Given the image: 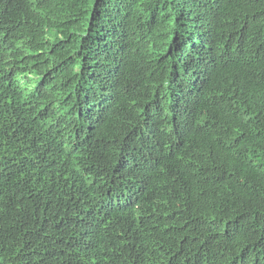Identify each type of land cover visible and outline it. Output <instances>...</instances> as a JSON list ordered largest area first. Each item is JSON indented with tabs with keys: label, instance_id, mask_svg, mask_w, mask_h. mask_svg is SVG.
<instances>
[{
	"label": "trees",
	"instance_id": "1",
	"mask_svg": "<svg viewBox=\"0 0 264 264\" xmlns=\"http://www.w3.org/2000/svg\"><path fill=\"white\" fill-rule=\"evenodd\" d=\"M263 30L264 0H0V264H264Z\"/></svg>",
	"mask_w": 264,
	"mask_h": 264
},
{
	"label": "clouds",
	"instance_id": "2",
	"mask_svg": "<svg viewBox=\"0 0 264 264\" xmlns=\"http://www.w3.org/2000/svg\"><path fill=\"white\" fill-rule=\"evenodd\" d=\"M255 39H258V42H256ZM245 42H246L247 46L264 48V30L262 32L258 33V35L247 36ZM11 52H13V48H8V49L0 51V58L2 59V61L3 60L5 61L6 59H8V53H11ZM5 64H6V61H5ZM7 71H8V68L6 67L5 72H7ZM11 72L12 71H8V73H11ZM0 81L7 82V81H9V79H7V80L6 79H0ZM35 81L36 80H34L32 82V84L28 87L29 88L28 91L30 92V96L26 95L27 96L26 97L27 102L30 99V102L27 105V109L29 110L27 116H29L33 120H35V118H37L40 114V111L38 110L37 105H36V99L34 101L31 100V96H32L33 90H34ZM245 82L248 83V87L255 88L256 85L254 83H256L258 81H257V79H247V80H245ZM110 203L111 202H108L107 204H110ZM65 220H67V221L60 223L61 221H65ZM69 220L70 219L59 220V221L55 222L54 226H52V227H54V228L60 227L62 230L68 231L69 233H71L77 239V241H76L77 243L79 241L82 242V240H80V232H79V231H81L80 226L78 224H76L75 221L73 222V221H69Z\"/></svg>",
	"mask_w": 264,
	"mask_h": 264
}]
</instances>
